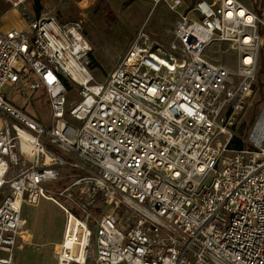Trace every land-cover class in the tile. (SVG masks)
<instances>
[{
	"label": "built area",
	"instance_id": "obj_1",
	"mask_svg": "<svg viewBox=\"0 0 264 264\" xmlns=\"http://www.w3.org/2000/svg\"><path fill=\"white\" fill-rule=\"evenodd\" d=\"M146 1L176 15L171 39L142 34L101 81L80 21L0 30V264H32L14 252L24 205L42 200L65 215L55 264H264V142L230 146L264 0ZM214 44L233 67L207 57ZM7 82L49 115L14 105ZM119 204L134 213L127 227Z\"/></svg>",
	"mask_w": 264,
	"mask_h": 264
},
{
	"label": "rangeland",
	"instance_id": "obj_2",
	"mask_svg": "<svg viewBox=\"0 0 264 264\" xmlns=\"http://www.w3.org/2000/svg\"><path fill=\"white\" fill-rule=\"evenodd\" d=\"M193 1L189 0L191 3ZM27 2L25 11H23L14 8L6 9L5 3L1 1L0 27L2 29L11 27L23 29L30 19L31 12L35 17H54L61 23L80 21L83 32L92 46L90 70L99 81L107 77L132 46L141 43L142 34L150 40L166 45L172 35L164 28H173L176 19L174 12L169 10L165 4L152 5L146 0H27ZM155 25H159V28L165 31L164 36L153 31ZM225 50V45L214 44L207 49L206 55L212 60L233 67L234 61L225 54ZM1 92L8 100L30 113L43 118L49 115L47 106L41 104L42 99L30 101L28 97L16 93L9 82L2 86ZM74 95L71 93L73 98ZM230 131L234 146L242 144V147H253L264 142V42L254 89L242 110L235 112ZM41 202V206L27 205L24 207L30 211L23 212L21 232L22 235L25 234L24 232H30L33 236L25 238L20 235L17 246L37 250L33 251L39 256L35 264H55L51 258L52 252L56 240L63 236L65 215L62 209L53 202ZM116 209L121 217L119 223L121 226L127 227L133 223L132 210L121 204ZM90 227L93 230V227ZM16 252V258L28 260L26 255L28 252L25 250Z\"/></svg>",
	"mask_w": 264,
	"mask_h": 264
},
{
	"label": "crops",
	"instance_id": "obj_3",
	"mask_svg": "<svg viewBox=\"0 0 264 264\" xmlns=\"http://www.w3.org/2000/svg\"><path fill=\"white\" fill-rule=\"evenodd\" d=\"M191 1V0H190ZM1 2V1H0ZM2 2H4V1H2ZM189 0H185V2H184V6L182 7V9H184L186 6H187V4H189V3H191V2H189ZM5 3V5H6V9H8V8H10L9 7V5L6 3V2H4ZM28 2H26V4H27ZM25 7H26V5H25ZM14 9H19V8H14ZM29 14L27 13V16H28ZM0 16H1V14H0ZM31 18H35V16L32 14V12H31V16H30V19ZM176 20V19H175ZM11 28H18V27H11ZM11 28H7V29H2L1 27H0V30H2V31H7V30H9V29H11ZM165 30H167L166 32H168V31H170V35H172V29L173 28H167V27H165L164 28ZM153 31L154 32H156L157 34H161L160 36H164L165 35V31L162 29V28H159V25H155L154 26V28H153ZM12 102V101H11ZM13 103V102H12ZM14 105H16L15 103H13ZM16 106H18V105H16ZM20 107V106H19ZM42 201H45V202H47L48 200H42ZM42 205V202L40 201V203L38 204V205H35V206H41ZM25 206H27V205H24V207ZM29 206V205H28ZM24 207H23V211H22V217H23V212L24 211H30V209H28L27 207L24 209ZM64 227V226H63ZM63 231H64V229L62 230V233H63ZM25 234H23L22 235V232H21V234L20 235H22V236H25V238H31L33 235H30V234H32V233H28V232H24ZM63 235V234H62ZM25 240H27V239H25ZM39 241V240H38ZM42 241V240H41ZM41 241H39V242H41ZM57 242H55L54 243V247L57 245V244H59L61 241H62V236L60 237V239H57L56 240ZM17 244H18V240H17ZM17 244H16V248H15V252H14V257H15V253H17L16 251L18 250V252L19 251H22V250H25V252H28L26 255H27V258H28V260H21V259H18V258H16L15 257V259L16 260H18V261H22V262H28V263H32V264H35L36 263V259L39 257V256H37V255H35L34 254V252L33 251H37V250H30V249H24V248H22L21 247V245H18L17 246ZM54 250V249H53ZM38 252H40V251H38ZM31 253H32V255H31ZM22 254V253H21ZM52 255H53V252H52ZM53 257V256H52ZM51 257V258H52ZM52 260H53V258H52Z\"/></svg>",
	"mask_w": 264,
	"mask_h": 264
},
{
	"label": "trees",
	"instance_id": "obj_4",
	"mask_svg": "<svg viewBox=\"0 0 264 264\" xmlns=\"http://www.w3.org/2000/svg\"><path fill=\"white\" fill-rule=\"evenodd\" d=\"M230 146L233 147V148H238V149H239V148H243V147H242V144H238V145H235V146H234V145H233V139L231 140Z\"/></svg>",
	"mask_w": 264,
	"mask_h": 264
},
{
	"label": "bare ground",
	"instance_id": "obj_5",
	"mask_svg": "<svg viewBox=\"0 0 264 264\" xmlns=\"http://www.w3.org/2000/svg\"><path fill=\"white\" fill-rule=\"evenodd\" d=\"M66 247H71L72 246V242L67 238L66 239Z\"/></svg>",
	"mask_w": 264,
	"mask_h": 264
}]
</instances>
